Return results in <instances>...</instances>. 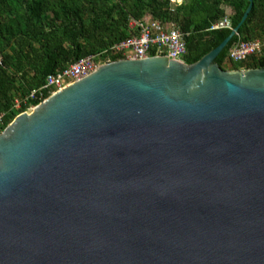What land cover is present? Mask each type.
Instances as JSON below:
<instances>
[{
  "label": "water",
  "instance_id": "95a60500",
  "mask_svg": "<svg viewBox=\"0 0 264 264\" xmlns=\"http://www.w3.org/2000/svg\"><path fill=\"white\" fill-rule=\"evenodd\" d=\"M119 60L0 134V264H264V68Z\"/></svg>",
  "mask_w": 264,
  "mask_h": 264
},
{
  "label": "trees",
  "instance_id": "16d2710c",
  "mask_svg": "<svg viewBox=\"0 0 264 264\" xmlns=\"http://www.w3.org/2000/svg\"><path fill=\"white\" fill-rule=\"evenodd\" d=\"M249 6L246 0H184L175 7L170 0H0V114L11 113L0 134L28 109L24 105L14 111L17 98L42 89L50 75L129 39L130 18L175 24L187 46L183 62L193 65L231 35ZM226 18L230 28L213 29ZM257 40L264 41V0H254L248 18L216 63L225 70L237 43ZM108 57L112 62L123 59L115 54ZM233 67L262 69L264 54Z\"/></svg>",
  "mask_w": 264,
  "mask_h": 264
},
{
  "label": "built area",
  "instance_id": "2783aa9c",
  "mask_svg": "<svg viewBox=\"0 0 264 264\" xmlns=\"http://www.w3.org/2000/svg\"><path fill=\"white\" fill-rule=\"evenodd\" d=\"M183 1L170 0V3L172 7H175L182 4ZM128 28L132 33L129 39L117 43L101 53L81 59L63 71L50 75L42 89L31 92L24 99L17 98L14 111H21L24 105L28 107L27 111L34 110L38 105H32V101L40 99L41 104L55 93L90 77L99 67L112 62L108 57L109 55L122 56L123 59L121 60H144L151 57L164 56L183 62V57L187 53V46L184 35L175 24H165L151 18L142 20L130 18ZM224 28H230V22L227 18L213 27L214 30ZM263 54L264 41L239 42L231 49L229 59L233 63L242 64L252 56H261ZM9 117H11L10 112L0 114V131L5 127Z\"/></svg>",
  "mask_w": 264,
  "mask_h": 264
},
{
  "label": "rangeland",
  "instance_id": "374dc122",
  "mask_svg": "<svg viewBox=\"0 0 264 264\" xmlns=\"http://www.w3.org/2000/svg\"><path fill=\"white\" fill-rule=\"evenodd\" d=\"M224 69H225L226 71H228V72H235L234 67H233V63L230 62L229 60H228L227 63L224 65ZM242 69H244V68H242ZM242 69H240V70H242Z\"/></svg>",
  "mask_w": 264,
  "mask_h": 264
},
{
  "label": "crops",
  "instance_id": "0c3cea01",
  "mask_svg": "<svg viewBox=\"0 0 264 264\" xmlns=\"http://www.w3.org/2000/svg\"><path fill=\"white\" fill-rule=\"evenodd\" d=\"M228 14H231V9L228 10ZM242 70H245V69H242Z\"/></svg>",
  "mask_w": 264,
  "mask_h": 264
}]
</instances>
